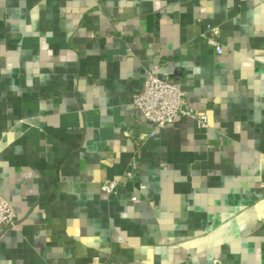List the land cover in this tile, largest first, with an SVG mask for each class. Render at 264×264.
<instances>
[{"label":"crops","instance_id":"crops-1","mask_svg":"<svg viewBox=\"0 0 264 264\" xmlns=\"http://www.w3.org/2000/svg\"><path fill=\"white\" fill-rule=\"evenodd\" d=\"M156 69L206 129L149 136ZM263 182L264 0H0V264H264Z\"/></svg>","mask_w":264,"mask_h":264},{"label":"built area","instance_id":"built-area-1","mask_svg":"<svg viewBox=\"0 0 264 264\" xmlns=\"http://www.w3.org/2000/svg\"><path fill=\"white\" fill-rule=\"evenodd\" d=\"M208 27V42L215 46L218 53H222L224 47L218 40L219 28L210 25ZM133 104L153 124L154 130L150 132L149 136L155 135V129L164 128L178 117L193 118L198 127L202 129L209 126L208 115L199 112L188 104L185 84L179 80L162 77L157 69L146 73L142 90L134 95ZM134 167H136V163H134ZM127 176L134 179L135 172L130 171ZM262 186L264 187V182ZM100 189L105 194L117 195L119 182L114 179H106L101 182ZM132 200H137V197H132ZM17 227L16 210L0 191V233L15 230Z\"/></svg>","mask_w":264,"mask_h":264}]
</instances>
